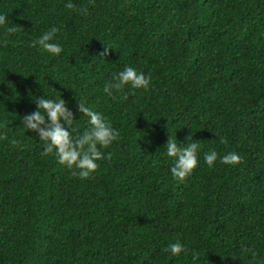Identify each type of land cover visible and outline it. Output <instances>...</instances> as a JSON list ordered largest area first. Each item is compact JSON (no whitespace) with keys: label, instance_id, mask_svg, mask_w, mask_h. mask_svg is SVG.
<instances>
[{"label":"trees","instance_id":"obj_1","mask_svg":"<svg viewBox=\"0 0 264 264\" xmlns=\"http://www.w3.org/2000/svg\"><path fill=\"white\" fill-rule=\"evenodd\" d=\"M66 2L0 0L17 24L0 27V264H264V0ZM52 25L57 55L30 44ZM125 64L149 87L105 94ZM38 95H61L78 131L79 99L118 130L89 177L23 128ZM168 135L198 145L182 180ZM210 147L241 160L209 167Z\"/></svg>","mask_w":264,"mask_h":264},{"label":"clouds","instance_id":"obj_2","mask_svg":"<svg viewBox=\"0 0 264 264\" xmlns=\"http://www.w3.org/2000/svg\"><path fill=\"white\" fill-rule=\"evenodd\" d=\"M66 8H72L71 0L65 3ZM86 12L87 9H81ZM8 20L9 17H8ZM15 23H8L4 13H0V27L5 33L16 31ZM55 25L41 32L30 44L38 46L41 50L51 55H57L62 50V45L54 39L57 32ZM105 47L104 53H107ZM130 90L144 88L150 85V76L139 71L136 67L125 64L121 69L112 73L111 78L103 83V92L109 96L113 90H120L124 86ZM35 108L21 116V124L25 130H33L34 134L43 142V152L52 153L57 161L73 171L74 175L81 178L89 177L98 167V160L107 157L110 153H102L100 148L110 145L117 139L119 133L112 126L111 121L101 112L93 110L82 99L78 100L77 111L87 116L88 126L82 130L73 128V112L67 107L64 98H51L47 95L35 96ZM75 133V135H74ZM220 140L224 138L220 136ZM12 144H19L18 139H12ZM164 146V153L170 159L169 171L173 178L182 180L197 166L198 145L194 141L178 143L177 137L168 135ZM203 162L209 167L219 160L220 163L231 165L239 162L241 156L228 150L218 153L215 147H210L202 153ZM184 245L179 241H170L165 248L171 255L178 254ZM200 253L193 252L192 258L200 260Z\"/></svg>","mask_w":264,"mask_h":264}]
</instances>
